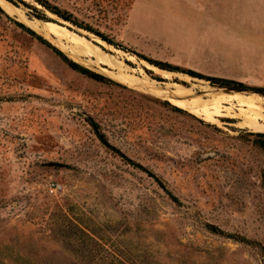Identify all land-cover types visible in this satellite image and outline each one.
Returning a JSON list of instances; mask_svg holds the SVG:
<instances>
[{"label": "rangeland", "instance_id": "rangeland-1", "mask_svg": "<svg viewBox=\"0 0 264 264\" xmlns=\"http://www.w3.org/2000/svg\"><path fill=\"white\" fill-rule=\"evenodd\" d=\"M14 1L25 18L0 4V264H264L256 131L180 105L262 93L167 79L143 57L264 87V0H47L116 44L36 0ZM39 19L125 66L73 57L29 23ZM14 20L110 80L73 69ZM141 70L182 88L160 89Z\"/></svg>", "mask_w": 264, "mask_h": 264}, {"label": "bare ground", "instance_id": "bare-ground-1", "mask_svg": "<svg viewBox=\"0 0 264 264\" xmlns=\"http://www.w3.org/2000/svg\"><path fill=\"white\" fill-rule=\"evenodd\" d=\"M0 4L9 13L18 15L20 18H25L21 8L12 4L10 1L0 0ZM29 23L41 33L55 36L57 41L60 42L63 46H65V48L70 52V54L73 57L83 60L86 63H95V62L111 63L120 68L123 67L124 65L123 61L118 59L116 56L107 54L106 52L102 51V49L97 44L93 43L91 40L78 34L75 31L70 30L69 28L61 24L52 21H44L40 19L37 21L35 20L29 21ZM94 57L96 59H93ZM123 71L125 70L123 69ZM158 72L167 79H171L174 74H180L186 77H191L186 73L184 74L181 72H175L171 70L162 69ZM141 74L145 80L149 81L154 85L155 84L158 85L160 89L162 88L161 86L163 84L166 85L167 89L171 86L182 88L181 87L182 85L178 83H174L172 81L159 82L157 80H152L142 70H141ZM231 94L233 93H228L224 91V93H222L224 97H220V98L214 97V99L209 103H203V104L194 103L192 105V104H187L188 102L187 103L181 102L180 105L198 115H201L203 117L212 120L213 122H217V123L220 122V120L216 117V115H225V116L229 115L237 118L238 121L236 124H238L241 127L248 128L249 130L256 132H264V95H262L261 97V94L257 95V93H249V94H255V96L241 95L233 98ZM235 101H237L239 105L237 110L235 109L236 106H234ZM225 102L227 103V105L224 104ZM235 104L237 103L235 102Z\"/></svg>", "mask_w": 264, "mask_h": 264}, {"label": "trees", "instance_id": "trees-1", "mask_svg": "<svg viewBox=\"0 0 264 264\" xmlns=\"http://www.w3.org/2000/svg\"><path fill=\"white\" fill-rule=\"evenodd\" d=\"M15 2L14 0H10ZM23 1V0H22ZM39 3H41L43 6H45L46 8H48L49 10H51L53 13L59 15L60 17L69 20V21H73L74 23L80 25V26H84L85 28H87L90 31H94L97 35L101 36L104 40L108 41L111 44H116V42H114V40L112 38H109L106 34L95 30L94 28H92L91 26L85 25L82 22H77V20H74L73 16L71 13H68L67 11H62L60 10L57 6H54L52 4H50L47 0H36ZM25 3V2H24ZM30 5V4H28ZM32 8H34L35 10H37V8L35 6L30 5ZM0 9L2 10L1 6ZM3 11V10H2ZM38 16L41 18H45L46 16H44V14L38 13ZM15 24H17L19 27H21L23 30H25L27 33H29L32 37L38 39L41 43L45 44L46 46H48L49 48H51L56 54H58L59 56H61L73 69L87 75L88 77H91L95 80L98 81H107L110 80V78H108L107 76L93 71L91 69H89L88 67H85L83 65H81L80 63L72 60L71 58H69L62 50H60L58 47H56L55 45H53L49 40H47L46 38H44L41 34H38L35 30H33L32 28L28 27L26 24H24L23 22L14 20ZM146 60H148L150 63L162 68V69H167V70H174V71H182L184 73L190 74L191 76L194 77H199V78H204L207 80H210L212 83L214 84H219V85H226V86H234V87H241L244 89H252L255 90L257 92H260L262 94H264V87H250L247 86L246 84H244L243 82L234 80V79H230V78H224V77H219V76H214V75H206L203 74L201 72H198L192 68H183L181 66L178 65H174L170 62L167 61H163V60H156L153 58H149L146 56H143ZM249 87V88H248ZM92 121V125L95 129V131L97 132V134L99 135L100 139L108 146H111V144L108 142V140L106 139V137L104 136V134L102 132H100L99 128H98V124L96 122ZM250 135L255 136L254 138V143L261 148L264 151V132H250ZM116 149V148H114ZM131 161V160H130ZM210 229L214 232L217 233H221V234H225L230 236V234H226L223 230H221L219 227L211 225ZM243 241H248L246 238H240Z\"/></svg>", "mask_w": 264, "mask_h": 264}, {"label": "water", "instance_id": "water-1", "mask_svg": "<svg viewBox=\"0 0 264 264\" xmlns=\"http://www.w3.org/2000/svg\"><path fill=\"white\" fill-rule=\"evenodd\" d=\"M219 88L221 89H225L227 91H241V92H245L244 88L241 87H234V86H226V85H220ZM262 95V94H261Z\"/></svg>", "mask_w": 264, "mask_h": 264}]
</instances>
